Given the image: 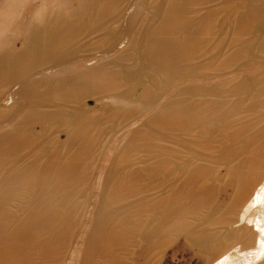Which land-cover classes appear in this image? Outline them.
<instances>
[{
  "label": "rangeland",
  "instance_id": "rangeland-1",
  "mask_svg": "<svg viewBox=\"0 0 264 264\" xmlns=\"http://www.w3.org/2000/svg\"><path fill=\"white\" fill-rule=\"evenodd\" d=\"M257 193L264 0H0V264H264Z\"/></svg>",
  "mask_w": 264,
  "mask_h": 264
},
{
  "label": "bare ground",
  "instance_id": "bare-ground-1",
  "mask_svg": "<svg viewBox=\"0 0 264 264\" xmlns=\"http://www.w3.org/2000/svg\"><path fill=\"white\" fill-rule=\"evenodd\" d=\"M32 57L33 56H24L23 58L25 59V58H32ZM21 58L22 57L19 56V59H18L19 62H22V59ZM21 72H23V71H21V69H18L16 74L19 77H21L22 76V73ZM263 195H264L263 193H257V194H255V196H253L254 197L253 198V202H259V201H261L262 198H263ZM254 223H255L254 226H256V227H254L253 229H251V232L249 233V239L250 240H253L256 237L259 238V241H258V253H259L264 248V236H262L263 235L262 233H264V219H259V220H257Z\"/></svg>",
  "mask_w": 264,
  "mask_h": 264
}]
</instances>
